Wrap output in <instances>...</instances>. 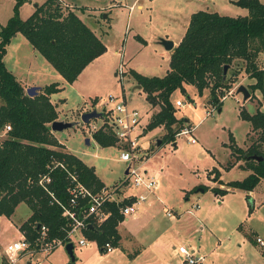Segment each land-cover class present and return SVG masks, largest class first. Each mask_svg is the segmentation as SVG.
<instances>
[{
  "label": "rangeland",
  "instance_id": "obj_1",
  "mask_svg": "<svg viewBox=\"0 0 264 264\" xmlns=\"http://www.w3.org/2000/svg\"><path fill=\"white\" fill-rule=\"evenodd\" d=\"M16 1L0 0V29L12 17ZM44 1L46 0H26L18 9L20 19H27L33 13L35 5L40 6ZM64 1L67 4L59 0L62 13H75L106 48L101 56L81 72L73 84H66L56 71V79L46 78L45 83H57L62 87V90L50 99L57 107L56 121L64 122H79L82 109L108 111L112 108L108 102L110 97H123L129 107L143 113L141 125H146L156 110L148 105L143 92L133 89L137 85L130 71H136L146 77H163L168 69L169 54L173 51L166 52L159 41L167 39L178 42L192 13L206 11L232 18L248 15V11L235 6L233 0H137V3L142 5L140 10L135 4L132 6L135 0ZM259 1L264 5V0ZM7 52L5 60L9 61V68L13 69L15 65L21 76L29 75L40 79L51 75L48 74L51 65L40 55L33 53L22 35L12 41ZM40 62H45L49 67L45 68L47 65L44 67ZM256 64L259 70H264V53L259 54ZM233 70L234 68L228 70V75ZM254 82L247 74H240L229 90L216 93L221 102L220 108L212 104L208 90L204 91L202 96L197 95L192 87L188 88L186 95L175 92L172 95L173 103L176 100L182 102L175 116L188 120L187 127L192 128L191 134L177 136L175 142L158 147L157 141L161 142L164 129L158 131L155 136L148 133L142 140L146 143V152L142 158L143 161L146 159V162L143 168L152 174H158V187L155 192L158 198L148 197L144 206H152L146 214L156 217L163 229L175 221L176 214H183L175 229L180 235L176 243V254L178 248L183 246L198 250V255L204 256L207 261H213L214 264H264V257L260 258L258 248L249 241L250 237L256 235L254 232L264 241V181L252 197L253 206L246 202V192L242 190L226 195L220 202L216 200L221 199L220 196L216 197L210 190L219 187V182H222L220 177L225 182H231L242 181L248 175L246 171L238 169L235 153L231 154L230 145L246 149L251 143L247 138L249 134L252 136L251 127L248 122L242 120L241 111L244 110L250 115L258 110L264 113L262 93L256 91L251 94L249 86ZM240 86L248 90L250 99L244 101L243 96L237 93ZM104 118L105 116L92 120L89 126L79 124L61 133H55L58 137L56 139L60 144L63 143L66 153L94 167L97 176L108 189L118 184H121L123 189L126 168L125 164L119 161V150L116 147L101 148L93 140L89 146L85 144V140L96 132L89 133L91 127L102 125ZM5 136L6 133L1 131L0 141ZM191 140H194V143H191ZM231 167L235 168L226 170ZM194 202L200 207L197 212L192 208ZM188 210L194 211L200 222L185 215ZM29 213L26 205H18L12 222L16 224L24 221ZM168 213L173 215V218H168ZM240 224L242 229L237 230ZM201 226L203 231L199 230ZM160 231L162 230L158 232ZM16 232L8 219L4 217L0 220V264H3L6 246L18 240ZM78 240V236H74L72 240L74 257L77 259L75 264H119L120 251L107 255L100 252L95 244L87 248L79 247ZM43 247L40 245L37 251L19 253L14 264H70L64 246L58 247L50 260L42 262L45 255L51 253L43 252ZM167 253L171 256L173 251L168 249ZM177 257L179 260L175 257L171 259L174 264L182 262L179 256ZM256 257L260 258V261Z\"/></svg>",
  "mask_w": 264,
  "mask_h": 264
},
{
  "label": "trees",
  "instance_id": "obj_2",
  "mask_svg": "<svg viewBox=\"0 0 264 264\" xmlns=\"http://www.w3.org/2000/svg\"><path fill=\"white\" fill-rule=\"evenodd\" d=\"M25 1H16L12 17L0 29V129L6 125L11 128L0 141V216L10 218L18 205H26L31 215L19 231L30 244V250L37 251L42 227L47 230L45 242L62 240L64 243L69 231L59 205L68 204L69 182L60 165L76 172L79 181L93 193L105 186L93 168L66 153L51 132V123L57 120L58 112L50 97L62 87L52 83L36 96H27L4 63L7 47L17 34L22 35L67 84L74 83L106 48L75 13H62L59 0H46L26 20L20 19L18 9ZM232 2L247 10L248 15L232 18L206 11L191 15L183 38L169 56L168 70L163 77H146L130 71L145 94L146 102L156 110L146 132L159 127L164 129L160 145L175 142L178 133L189 125L187 119L175 116L177 108L172 101L175 92L186 95L192 87L202 96L208 90L212 104L220 108L216 93L229 90L239 75L245 73L255 81L249 86L251 94L260 91L264 97V70H259L256 64L259 54L264 53V5L259 0ZM231 68L234 70L228 75ZM240 116L250 124L252 136H255H247L251 143L246 149L233 145L230 149L231 154L235 153L236 163L242 162L240 168L250 173L242 181L227 183L226 189L212 188L215 195L225 196L227 189L249 193L264 179V113L258 110L250 115L243 110ZM92 139L101 148L116 145L106 124L92 134ZM45 175L50 177L47 188L52 196L38 184L40 177ZM128 203L125 200L119 205ZM119 205L106 203L103 210L109 214L108 218L100 224L90 218L83 232L88 241L96 243L100 252L105 251L107 243L118 246L117 227L123 221Z\"/></svg>",
  "mask_w": 264,
  "mask_h": 264
},
{
  "label": "built area",
  "instance_id": "obj_3",
  "mask_svg": "<svg viewBox=\"0 0 264 264\" xmlns=\"http://www.w3.org/2000/svg\"><path fill=\"white\" fill-rule=\"evenodd\" d=\"M117 98L110 97L108 99L112 108L108 111L104 109V123L100 126H92L89 133L98 131L104 124L111 130L116 140V147L119 150V161L125 164L127 170L124 179V188L126 190L132 188L138 191V193L126 194L125 190H123L124 188L121 189V184L112 186V188L109 189L105 187L100 192L93 193L92 190L79 181L76 172H70L66 168H63V165H60V167H62L61 169L67 173L69 199L67 206L58 204L62 209L63 218L68 222L67 227L69 231L64 243L62 240L45 242L47 230L42 227L39 242L40 245L44 246L41 250L45 253H50L60 246L72 243L74 236L79 237V246L87 245V239L84 237L83 232L90 224V218H95L98 224L103 223L108 218L109 214L103 210L106 203L114 202L119 205L122 204L123 201L128 200V204L119 205V212L123 220H125L129 217L136 218L138 207L147 202L149 196H155L156 199L158 198L155 193L158 187V174H152L150 171L143 168L146 162V159H144V161L142 159L146 152V143H143L142 140L146 135L147 127V124L144 126L141 125L143 113L135 108L129 107L123 97ZM174 105L175 108H180L182 102L178 100L174 102ZM185 127L177 136H188L191 134L192 128ZM10 130L11 128L9 125L1 128L3 133H7ZM190 142L194 143V140ZM50 182V177L45 175L40 177L38 184L52 196V193H50L47 188ZM168 216H170L169 213ZM256 243L264 249V241L261 238H256ZM104 250L105 253H111L113 247L107 243L104 246ZM26 251H30V244L26 241L25 237L7 245L5 248V257L8 264H13L16 256ZM177 253L182 260V264L205 263V258L198 255L193 249L180 246Z\"/></svg>",
  "mask_w": 264,
  "mask_h": 264
},
{
  "label": "crops",
  "instance_id": "obj_4",
  "mask_svg": "<svg viewBox=\"0 0 264 264\" xmlns=\"http://www.w3.org/2000/svg\"><path fill=\"white\" fill-rule=\"evenodd\" d=\"M64 4H67L64 0H62ZM45 2V1H44ZM136 5L137 9H142V5L138 4L137 3V0H135L132 4L133 5ZM69 6V5H68ZM131 6V7H132ZM35 10V9H34ZM245 10V9H244ZM34 12V11H33ZM196 13V12H195ZM194 14V13H192ZM191 14V15H192ZM190 15V17H191ZM30 16V15H29ZM246 16V15H245ZM244 17V16H243ZM26 20V19H25ZM189 21H190V18L188 20V25H189ZM188 25L186 27H184V31H183V35L181 37V39L183 38L185 32H186V29L188 27ZM18 35L20 34H17L10 42V44L8 45L7 47V51H8V48L11 46L12 44V41L13 40H16ZM181 39L178 41V42H173L174 44V48L177 47V45L180 43ZM26 40V39H25ZM167 40V39H165ZM160 44V43H159ZM30 45V44H29ZM173 48V50H174ZM32 49V47H31ZM172 50V51H173ZM6 51V55L4 57V63L6 65V67L8 68V70L16 77V79L21 83V85L23 86L25 92L27 89L29 88H32V87H38L40 88L39 91H38V94L42 91V89L45 87V86H48L50 84H47L45 83V80L47 78L48 79H56V75L55 74V70H53V68H49L50 70H48V74L51 73V75L49 74L48 77H45V78H38V77H31L28 75L24 77V75H20L19 72H18V68L13 65V69L9 68V61H6V57L8 55V52ZM33 53H35L36 55H38L36 52H34V50L32 49ZM171 51V52H172ZM170 56V54H169ZM169 59V57H168ZM40 65L44 66V65H47L45 68L49 67L48 64H46L45 62H40ZM169 65V63H168ZM168 70V69H167ZM166 70V71H167ZM136 72V71H135ZM137 73V72H136ZM166 74V73H165ZM80 76V75H79ZM78 76V78H79ZM77 78V79H78ZM251 80V79H250ZM253 80V79H252ZM65 82V81H64ZM66 83V82H65ZM52 84V83H51ZM67 84V83H66ZM73 84V83H72ZM254 84V83H252ZM71 85V84H70ZM251 85V84H250ZM134 90H138L136 88V86L133 88ZM140 92H142L141 90H139ZM129 98H131V95L129 96ZM93 100H97V99H93ZM173 101V100H172ZM178 101V100H176ZM175 101V102H176ZM56 111H57V107H56ZM85 112H89V110H84L82 109L81 113H85ZM150 112V111H149ZM220 112V110H219ZM151 114V113H150ZM151 116V115H150ZM150 118V117H149ZM102 119V118H101ZM178 119V118H177ZM147 124H148V121H147ZM189 126V125H188ZM163 131V127H159V128H156L150 132H146V134L148 133H151L152 136H155L157 135L156 133L158 131ZM0 132H1V129H0ZM164 134V133H163ZM54 136L55 138L58 139V137L56 136V134L54 133ZM163 136V135H162ZM90 139V144H91V141L93 140L92 139V136L89 138ZM94 141V140H93ZM95 142V141H94ZM63 145V143H61ZM64 146V145H63ZM174 147L176 146L175 144L173 145ZM116 147V145H115ZM117 148V147H116ZM64 149H65V146H64ZM65 151V150H64ZM78 158V157H77ZM81 160V159H80ZM83 162V160H81ZM85 165H87L85 162H83ZM238 169H241L240 166L242 165V162L240 164V161L238 163H236ZM88 167L90 168H93L94 170V167L92 166H89L87 165ZM235 168V167H234ZM234 168H231L230 170L234 169ZM213 169H216V168H213ZM241 170H244V169H241ZM246 171V170H244ZM248 174L250 173L249 171H246ZM94 173L95 175L97 176L95 170H94ZM125 174V173H124ZM221 176V175H220ZM97 178L104 184L105 187L106 184L97 176ZM220 180L222 182H219L217 188H220V189H226L224 184L225 183H229V182H225L222 180V178L220 177ZM264 179H262L260 181V183L258 184V186H260L262 183H263ZM233 182V181H231ZM223 183V184H222ZM222 184V185H221ZM115 185V184H114ZM113 186V185H112ZM258 186L252 191V192H249L247 193L246 192V195H245V200L246 202H250L251 203V206H253V202L254 200L252 199V197L254 196V193L255 191L258 189ZM216 188V187H214ZM212 188H210L211 190ZM237 189H227L228 191V194L230 193H233L234 191H236ZM126 194H137L138 191L136 190H133V189H127L125 190ZM244 192V191H243ZM203 193V192H202ZM226 194V195H228ZM225 196H220L221 199L217 198L216 200L217 201H222ZM219 195H217L216 197H218ZM251 197V198H250ZM144 206V204H143ZM141 206L139 209H138V213H137V217L136 218H133V217H129L125 220H123L121 223H119L118 227H117V232H118V235H119V242H118V246L117 247H113V251L111 253H105V251L103 253L105 254H113L114 251H120L121 254H118V261H119V264H174L171 259L173 257H175L176 259H178V254H176V243L179 241V238H180V235L179 233H177V231H175L176 229V226L180 223V219L183 217V214H176V219L175 221H173L171 224L168 225V227H166L165 229H163V227L160 226L158 220H156V217H153V216H148L146 213L147 211L149 210V207L152 206V204H148L146 206ZM192 208H194V210H196L195 212H197L200 207L199 205L194 202L192 204ZM16 210V209H15ZM195 212L194 211H191V210H188L186 211L184 214L185 215H188L190 217H193V219H195L197 222H200L199 219L197 218V216L195 215ZM15 213V212H14ZM170 214V213H169ZM14 215V214H13ZM13 215L10 217V218H6L5 216H0V220L2 218H6L8 219V221L10 222V225H13L15 227V229L17 230L16 234H17V239L19 240L20 238L24 237L23 234L19 231V227L25 222L27 221V219L30 217L31 213L28 214V217L22 221V222H18L16 224H14L12 222V217ZM168 216V214H167ZM168 218H173V215L170 214V216H168ZM242 224H240L237 228V230H240V228L242 229ZM159 230H162L160 232H158ZM200 231H203V227L201 226L199 228ZM197 231V230H195ZM253 231V230H252ZM148 232H150L148 234ZM154 233V235H152ZM256 235H253L252 237H250L251 239L249 240L251 243H253L257 248H258V254L260 256V258L264 257V249H262L257 243H256V238H261V236H259L256 232H254ZM238 234V233H237ZM239 235V234H238ZM263 240V239H262ZM17 241V240H15ZM14 241V242H15ZM91 244H95V242H91V241H88L87 240V245L85 246H79V247H82V248H87L88 246H90ZM9 245V244H8ZM58 248H56L55 250H53L50 254L48 255H45V257L43 258L42 262L49 259L54 255V253L56 252ZM168 249H171L173 251V253H171L172 255L171 256H168V253H167V250ZM193 250H195L194 248H192ZM196 251V250H195ZM197 253H199V251L197 250L196 251ZM26 254V253H25ZM29 255L31 256H35V255H32L30 253H28ZM39 254V253H37ZM73 254H74V249H73ZM177 255V256H176ZM200 255V254H199ZM68 256V255H67ZM201 256V255H200ZM20 257H22L20 255ZM204 257V256H202ZM180 258V257H179ZM205 258V257H204ZM257 258V257H256ZM260 258H257L259 261H260ZM181 259V258H180ZM70 260V258H69ZM179 260V259H178ZM116 261V260H115ZM182 261V260H181ZM262 261V260H261ZM77 262V259H75L74 262H71L70 260V264H75ZM114 262V261H113ZM2 263L3 264H8V261L5 257V255H3V258H2ZM14 264V263H13ZM48 264H53L52 262H49ZM114 264V263H112ZM176 264H182V262H177ZM204 264H214L213 261H207L206 258H205V263ZM261 264V263H260Z\"/></svg>",
  "mask_w": 264,
  "mask_h": 264
},
{
  "label": "water",
  "instance_id": "obj_5",
  "mask_svg": "<svg viewBox=\"0 0 264 264\" xmlns=\"http://www.w3.org/2000/svg\"><path fill=\"white\" fill-rule=\"evenodd\" d=\"M37 6L35 5V8ZM160 45L163 47V49L166 51V52H171L174 48V44L171 40H165V39H161L159 41ZM226 71H227V67L224 68V75L226 74ZM138 90H140L141 88L139 86L136 87ZM40 88L38 87H32V88H29L26 90V95L29 96V97H34L38 94V91H39ZM237 93L238 94H241L243 96V99L244 101L248 100L250 98V93L248 92V90L243 87V86H240L238 89H237ZM105 113V110L103 109L101 112H98L96 109H93L89 112H85L83 114H81L80 116V121L79 122H64V121H54L53 123H51V132L52 133H61L65 130H68V129H71V128H74L75 126H78L79 124H84V125H88L92 120H95V119H101L103 117ZM160 141L158 140L157 141V147L160 146ZM85 144L87 146L90 145V139L87 138L85 140ZM259 160H261V158H259ZM127 174V170L125 171V175ZM202 192V190H201ZM64 249H65V252L66 254L68 255V257L70 258L71 262H74L75 261V257H74V254H73V249H74V246L72 243H68L64 246Z\"/></svg>",
  "mask_w": 264,
  "mask_h": 264
}]
</instances>
